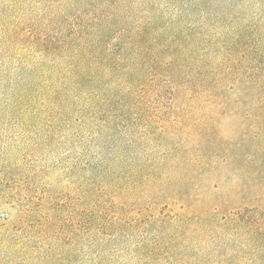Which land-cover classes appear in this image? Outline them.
Segmentation results:
<instances>
[{
    "label": "trees",
    "instance_id": "obj_1",
    "mask_svg": "<svg viewBox=\"0 0 264 264\" xmlns=\"http://www.w3.org/2000/svg\"><path fill=\"white\" fill-rule=\"evenodd\" d=\"M34 2L3 26L0 127L75 129V226L0 188V264H70L72 237L75 264H264V0ZM198 111L239 127L171 142Z\"/></svg>",
    "mask_w": 264,
    "mask_h": 264
},
{
    "label": "rangeland",
    "instance_id": "obj_2",
    "mask_svg": "<svg viewBox=\"0 0 264 264\" xmlns=\"http://www.w3.org/2000/svg\"><path fill=\"white\" fill-rule=\"evenodd\" d=\"M37 6L34 0H0V49L10 46L3 26H15L12 29L22 26L33 12H37ZM42 12L47 15L49 10ZM216 117L201 111L184 115L183 126L172 134L171 142L182 140L193 147L198 144L201 132L213 129L225 138H231L234 126L239 127L240 116H221L214 128L212 124ZM0 171V188L4 196L18 194L21 186L28 184L34 185L38 192L56 194L55 205H62L61 230L64 235L72 232L75 226V129L25 131L18 127H0ZM232 189L229 183L223 186L224 191ZM65 217L70 218L68 223ZM17 220V212H14L6 222L13 226ZM72 240L69 260L70 264H75V238Z\"/></svg>",
    "mask_w": 264,
    "mask_h": 264
}]
</instances>
